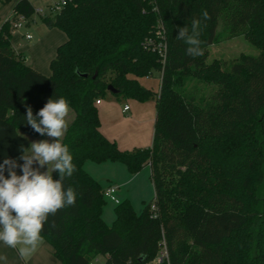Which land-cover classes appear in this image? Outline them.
Segmentation results:
<instances>
[{"label":"trees","instance_id":"obj_1","mask_svg":"<svg viewBox=\"0 0 264 264\" xmlns=\"http://www.w3.org/2000/svg\"><path fill=\"white\" fill-rule=\"evenodd\" d=\"M12 1L0 25V164L17 161L28 136L39 135L26 123L28 107L35 116L63 97L74 112L62 143L76 167L64 187L76 202L50 215L41 233L58 264L98 256L102 264H264V0H65L55 15H40L66 35L48 76L12 47L13 24H29L35 12L30 0L0 4ZM194 19L204 49L195 58L177 39ZM219 28L243 34L258 54L207 62ZM153 72L158 92L137 80ZM107 95L154 99L149 147L121 150L102 135L95 101ZM86 161L118 162L131 174L148 165L154 198L139 213L127 199L115 204L107 224ZM163 248L167 258L155 263Z\"/></svg>","mask_w":264,"mask_h":264},{"label":"clouds","instance_id":"obj_2","mask_svg":"<svg viewBox=\"0 0 264 264\" xmlns=\"http://www.w3.org/2000/svg\"><path fill=\"white\" fill-rule=\"evenodd\" d=\"M208 18V13L204 12L202 19ZM200 25L201 20L194 19L190 28L188 25L180 27L177 35L193 58L204 54L199 39ZM69 112V103L63 97L49 99L35 116L28 107L26 123L40 135L53 138L52 142H32L28 148H22V165L12 159H5L0 164V243L16 249L25 260L31 258L43 243L41 233L48 217L76 202L75 190L64 187L65 179L71 178L76 171L69 148L62 143ZM34 164L39 167L34 168ZM45 166L47 170L41 172L40 168ZM17 167L22 175H17ZM53 172L58 173L59 179L53 178Z\"/></svg>","mask_w":264,"mask_h":264},{"label":"crops","instance_id":"obj_3","mask_svg":"<svg viewBox=\"0 0 264 264\" xmlns=\"http://www.w3.org/2000/svg\"><path fill=\"white\" fill-rule=\"evenodd\" d=\"M14 2L15 1H12L0 6V25L11 15ZM44 28L45 29H41V34L38 37L31 35L28 31L24 32L18 30L12 33L11 44L15 52L24 56L25 62L32 69L48 76L50 75L49 62L54 57L56 48L65 42L66 35L57 28L48 29L45 26ZM26 34H29L31 38L27 39L25 37ZM138 79L139 78H137V80ZM158 90L159 86L154 92H158ZM129 100H131L130 104L124 103L123 105H120L113 101L105 103L101 98L100 103L96 105L99 118V130L104 137L115 142L121 150L149 147L153 138L155 101L152 104V99L146 102H138L133 99ZM125 105H128V110L123 111L122 108ZM146 109H149L152 112H145ZM150 124H152V128L148 127ZM40 136V134L37 136H28L30 142L29 146L32 142L43 141L44 139H40ZM20 157L16 162L17 164L22 165L23 160H21ZM92 163L93 162L91 161H86L83 164L85 171L99 182L103 190L108 185L115 187L114 196L118 202L127 199L132 204L129 187L137 184L140 179H143L146 186L149 184L146 191L147 195H140L143 203L141 208L137 211L133 207L137 213L142 210L145 204L149 203V201L147 202L144 198L150 197V201L154 198V188L150 178V167L148 165L144 166L137 173L131 174L123 164L118 162H104L97 164L96 167L91 165ZM33 167L38 168L39 165L34 164ZM46 170V166L40 168L41 172ZM15 171L17 172V175H22V171L19 167H17ZM92 173H106V175L96 176V178ZM103 181H105V184H102ZM105 200L107 199L105 198ZM106 207L107 205L105 204L102 211V217L105 222L109 219V216L105 213ZM114 207L115 205L113 208ZM0 264H58V262L52 255L51 247L43 240V243L39 246L37 251L27 260L22 259L16 249L0 243Z\"/></svg>","mask_w":264,"mask_h":264},{"label":"rangeland","instance_id":"obj_4","mask_svg":"<svg viewBox=\"0 0 264 264\" xmlns=\"http://www.w3.org/2000/svg\"><path fill=\"white\" fill-rule=\"evenodd\" d=\"M30 2L32 3L34 7L35 12L31 17L29 24H26L25 22L22 23V26L14 30V32L18 30L24 31V32L28 31L30 32L31 35L38 37L41 34V29H45L44 26L42 25V22L40 21V15L49 14V13H52V15H55V13L57 12L56 6H58V4L60 3V0H30ZM0 6H2V4H0ZM38 10H40V12H38ZM219 29H220L219 30L220 31L219 40L207 48V57H206L207 62H210L213 59H219L225 62H229L231 60H235L239 58L241 55H244V54H251V55L258 54L260 49L257 46H255L252 42H250L243 34L229 37L227 36L226 33L223 32L222 28H219ZM138 80H139L138 82L141 83L142 86L152 91H155L159 86L160 74L158 72H153L151 76L140 77ZM102 99H103V102L105 103L108 101H113L120 105H123L124 103H127V104L131 103V100L129 99H124V98L116 99L110 95H107L103 97ZM151 101L153 104L154 99H152ZM153 110H154V106H153ZM147 111L152 112L149 109L145 110V112ZM73 115H74V112L70 108V112L67 117L68 123L73 118ZM148 127L152 128V124L148 125ZM40 137H41L40 139L48 140L49 142H52V139H53V138L48 137L47 135H43V136L41 135ZM91 165L96 167L97 164L92 163ZM92 174L95 177L106 175V173H92ZM102 184H105V181H103ZM147 186L149 187V184ZM147 186H146V183L143 181V179H140L137 184L129 187V191L131 192V197H132V204L135 210L137 211L143 205L140 195L142 196L147 195L146 193ZM144 200H146L147 202L148 201L150 202V197H146L144 198ZM106 202H107L106 203L107 207L105 209V213L109 216L108 217L109 219H107L108 221H106V223L110 225L113 220L110 218H114L113 206L115 204L110 202V200L108 201V199L106 200ZM105 259L106 258L104 256H98L91 264H102L105 261Z\"/></svg>","mask_w":264,"mask_h":264},{"label":"built area","instance_id":"obj_5","mask_svg":"<svg viewBox=\"0 0 264 264\" xmlns=\"http://www.w3.org/2000/svg\"><path fill=\"white\" fill-rule=\"evenodd\" d=\"M63 4H65V0H60V3L58 4V6H56V10L58 11L60 6H62ZM38 12H40V10H38ZM26 23L25 20H23L22 18L19 19L18 22L14 23L13 26H12V33L14 32V30L20 28L22 26V23ZM160 32V31H159ZM25 37L27 39H30L31 36L29 34H26ZM160 49H163L164 50V47H161ZM159 49V50H160ZM162 51V50H161ZM100 103V99H97L95 101V105L99 104ZM123 111H126L128 110V105H125L123 108H122ZM114 192H115V187L111 186V185H108L104 190H103V196L107 199H109L112 203L114 204H117L119 203L118 200L115 198L114 196ZM150 209L152 211L155 210V205L152 203L151 206H150ZM167 258V254H166V251H165V248H163L159 255L155 258L154 262L155 263H159L161 262L163 259H166Z\"/></svg>","mask_w":264,"mask_h":264},{"label":"water","instance_id":"obj_6","mask_svg":"<svg viewBox=\"0 0 264 264\" xmlns=\"http://www.w3.org/2000/svg\"><path fill=\"white\" fill-rule=\"evenodd\" d=\"M82 76L86 77V74H82ZM107 89L113 94L116 93V90L112 89L111 86H108Z\"/></svg>","mask_w":264,"mask_h":264}]
</instances>
